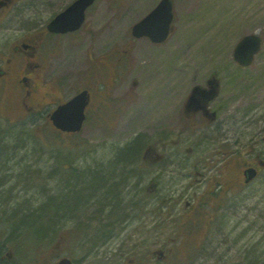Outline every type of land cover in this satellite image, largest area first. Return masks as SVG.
<instances>
[{
  "label": "rangeland",
  "instance_id": "obj_1",
  "mask_svg": "<svg viewBox=\"0 0 264 264\" xmlns=\"http://www.w3.org/2000/svg\"><path fill=\"white\" fill-rule=\"evenodd\" d=\"M51 1L49 12L42 16L44 20L72 2ZM157 1L98 0L81 29L47 41L45 51L49 58L39 86V95L45 96L40 113L34 118L26 117L16 107L0 114L1 153L12 155L9 160L0 159V191L15 186L11 192H0V202L5 197L11 201L7 203L10 206H0V231L21 239L16 248L25 247L21 235L30 238L36 231L37 245L46 248L61 230L72 228L71 236L81 239L78 247L89 250L93 246L82 240L84 227L89 226L86 227L89 232L96 224L104 231L96 247L102 264H123V259L128 258L137 264L148 261L151 264L154 262L151 252L162 248L164 243L175 246L172 264H264V0H172L175 18L166 42L154 45L146 38H132L131 26ZM254 31L263 36L262 49L251 65L241 67L233 60V47L243 35ZM211 74L220 85L219 105L226 107L221 114L235 116V122H230L227 130L229 151L235 152L231 157L240 155L255 166L261 162L263 168L259 177L238 194L240 203L224 206L203 240L198 232L180 246L179 242L152 240L149 233L154 230L144 223L146 217L150 218L145 214L151 209L149 202L156 206L158 197L165 196L167 203L179 191L175 186H181L185 178L177 175L178 169L162 172L152 165L146 169L143 150L154 145L161 152L160 141L166 140L169 144L165 151L176 149L170 135L175 130L183 96L192 84H205ZM82 88L89 89L92 95L87 121L79 134L63 137L48 124L47 114L57 100L68 99ZM202 139L193 151L212 152L213 141ZM137 141L140 142L137 153L124 158L125 162L118 161L120 152ZM61 153L67 154L66 171L50 179L46 175V160ZM19 158L26 160L16 164ZM30 160H36L37 175L30 171L19 175L20 163L31 165ZM96 172L102 174L103 181L94 187L95 192L88 191L85 189L90 180L88 175ZM85 174L88 177L84 178ZM215 175V170H207L206 176ZM123 177L127 181L125 190L121 188ZM154 178L161 186L147 198L146 187ZM117 182L121 184L115 190L121 194L122 204L115 209L114 199L109 206L101 195ZM105 183H109L107 188ZM33 184L37 188L24 190ZM79 189L84 202L81 199L72 204L71 211L61 210L65 216L59 217L60 223L36 225L33 229L24 224L27 208L36 210L42 218L46 216L48 197L75 196ZM219 194L233 197L229 192ZM51 202L60 205L54 199ZM132 206L137 208L131 209ZM90 217H96L97 221L89 222ZM170 225L171 222L163 224L168 228ZM167 232L166 228L163 233Z\"/></svg>",
  "mask_w": 264,
  "mask_h": 264
},
{
  "label": "flooded vegetation",
  "instance_id": "obj_2",
  "mask_svg": "<svg viewBox=\"0 0 264 264\" xmlns=\"http://www.w3.org/2000/svg\"><path fill=\"white\" fill-rule=\"evenodd\" d=\"M50 5H52L51 0H26L24 2L23 0H0V114L5 110H13L16 107L26 117L34 118V115L40 113V106L43 105L41 100L43 101L45 96L39 95V86H41L44 64L49 58L47 51H45L47 40L50 37L60 35L52 33L47 28L49 21L55 14H50V17H46L45 20L42 17L43 14L49 12ZM23 6H29V8H23ZM25 9L30 10L32 14H27V11L24 12ZM21 30L26 31V33L20 34ZM72 33H75V31ZM212 78H208L205 84H195L202 88H190L184 94L181 101L182 109L176 117L175 130L172 132L173 135H170L176 149L166 152V142H162L163 152L142 153V160L146 169H150L151 164L162 172L167 169H178L177 175L185 178L181 186H175L179 191L174 196H170L167 203L165 202V196L164 198L162 196L158 197L156 206L149 202L151 209L146 210L145 214L148 213L150 218L145 216L144 223L147 228L154 230L149 233V237L153 238L152 240H168L175 243L197 232L202 237H206L210 225L218 221V215L224 206L230 202L240 203L241 197L238 195L240 191L254 182L260 175L259 171V175L254 180L245 183L243 177L245 168L251 165L256 166L252 161H247L240 155L231 157L235 152L230 153L229 151V145L226 142L229 139L227 130L229 129V123L235 122V116L232 114V117H229L221 114L226 107H220L221 105H219L221 102L220 85L218 87L217 82L210 84L209 81ZM185 110L186 113H184ZM49 114L50 112L47 114V120L51 124ZM54 130L64 135V132L55 128ZM165 135L166 133L163 134L161 140L164 139ZM202 137L213 141L212 152L198 154V152L193 151L198 147V144L202 143ZM190 140H193V142H188ZM189 144L192 146H189ZM184 146L186 147L182 152ZM196 154L198 155L195 156ZM11 156H6L5 160L11 159ZM192 156L195 157L189 158ZM21 160L26 159L19 158L15 163L17 164ZM30 161L32 162L31 165L20 163L21 167L18 169L21 170V173L19 175L28 174L29 171L37 175L36 160ZM66 164L67 154L65 153L49 156L45 163L46 175L51 179L52 175L65 173ZM12 166H14V163ZM207 170H215L216 175L206 176ZM151 181L157 183V188L161 186L155 178ZM149 184L146 187L147 198L150 192ZM14 188L15 186L8 187L10 192ZM31 188L37 187L33 184L27 186V189L24 187V190L29 191ZM16 189L18 188L16 187ZM9 190L4 189L0 192H8ZM221 192H229L234 199L230 201L228 196L222 197L219 194ZM62 196L57 198L48 197L45 210L46 216H41L43 219L39 217L38 222L30 225L31 229L38 223L41 224L39 227H42L44 224H52L53 226V224L62 221V218L59 217L64 218L65 211L61 212L59 207L52 205L51 202V199H54L55 202L61 204L59 201L62 200ZM8 202L11 201H8V198L5 197V200L0 202V206H10L11 203L7 205ZM165 203L168 207L164 219ZM135 208L137 206H134ZM27 209L30 213L36 212V210ZM5 215H7L6 210L3 215L6 220L8 217ZM53 215L55 216L52 218ZM95 218L90 217L87 220L95 222L97 221ZM165 222H171L169 228L163 226ZM198 222H201L200 226H197ZM3 224H6V222H3ZM151 224H153L152 227ZM86 227L89 226L85 225L82 240L85 244L93 246L89 250L78 247L77 243L81 239L71 236L69 231H73L72 228H69L68 231L61 230L58 236L50 239L46 248L37 245L39 234L36 231L35 233L33 231L29 236L30 238L21 235L24 238L25 245L22 249L16 248L21 239L12 238L9 235L10 233L0 231V264H58L61 258H68L73 264H102L101 259L97 256L99 249L96 248L100 238L99 228L95 224L87 232ZM166 228L168 232L163 233ZM167 234L170 235L166 236ZM11 239L14 242H10ZM90 240L93 241L90 242ZM28 245L31 247H28ZM174 250L173 244L164 243L162 248H158V255H155L158 261L151 264L174 263L172 259ZM91 255L94 256L93 259H87ZM126 260L123 259V264L138 263L133 259L128 258Z\"/></svg>",
  "mask_w": 264,
  "mask_h": 264
},
{
  "label": "water",
  "instance_id": "obj_3",
  "mask_svg": "<svg viewBox=\"0 0 264 264\" xmlns=\"http://www.w3.org/2000/svg\"><path fill=\"white\" fill-rule=\"evenodd\" d=\"M93 0H76L64 11L57 14L48 24L54 32H66L76 29L83 20V12ZM171 3L160 0L154 9L132 27L133 35H147L152 41L163 40L170 29L172 20ZM261 38L257 34L245 35L235 46L234 58L241 64H249L260 49ZM89 101L87 90L74 95L65 103L59 105L51 114L53 124L62 130L79 131L85 118V107ZM67 259L60 264H67Z\"/></svg>",
  "mask_w": 264,
  "mask_h": 264
},
{
  "label": "trees",
  "instance_id": "obj_4",
  "mask_svg": "<svg viewBox=\"0 0 264 264\" xmlns=\"http://www.w3.org/2000/svg\"><path fill=\"white\" fill-rule=\"evenodd\" d=\"M139 145H140V142H134L132 145H131V147H128V148H125V149H123L121 152H120V156H121V158H119L118 159V161H120L121 163L122 162H125V159L124 158H127V157H131V156H134L136 153H137V151H138V149H139ZM1 152H3V150L0 148V159L1 158H3V157H6V156H8V155H11V154H8V153H1ZM5 159V158H4ZM1 161V160H0ZM2 168V163H0V169ZM5 167H3V169H4ZM127 174V172H125V175ZM80 174H78L77 176H79ZM88 176H90V180H89V184H88V188H85V189H88V191H92V192H95V188L94 187H96L98 184H100L101 185V181H103L102 179H103V176H102V174L101 173H99V172H96V173H94V174H90V175H88ZM87 176V174H85V177L84 178H86V177H88ZM83 178V179H84ZM77 179H81V178H77ZM82 179V180H83ZM123 179V181H121L122 182V185H121V188H123L124 189V186H126V184H127V181L126 180H124V177L122 178ZM121 183L120 182H117V183H114V184H111L110 185V188H109V192H106L105 194H104V196H102L101 195V198L105 201V203H107L109 206H112L113 204H112V200L114 199V204H115V209H118L119 208V206L122 204L121 203V201H122V196H121V194H119L118 195V191H116L115 189H117V187L120 185ZM109 186V183H105V187L104 188H107ZM102 189V186H101V188H100V190ZM76 189H73V191H75ZM122 190V189H121ZM125 190V189H124ZM123 190V191H124ZM80 191H81V189H79L77 192H76V194H75V196H70V197H66V196H62V200H63V202L62 201H59L61 204H60V206H57V208L58 207H60L59 209L60 210H67L68 209V211H71V208H73L72 206V204H74V205H76V203H78L81 199H82V196H81V194H80ZM122 191V192H123ZM102 194H103V192H102ZM82 201H83V199H82ZM84 202V201H83ZM112 204V205H111ZM129 208V207H128ZM131 209H134V206H132V207H130ZM26 211V210H25ZM26 217L23 219V222H24V224H27V225H33V224H35L36 222H38L39 221V214L38 213H36V212H33V213H29L28 211H26ZM37 214V215H36ZM113 221V220H112ZM22 222V223H23ZM98 224V223H97ZM38 226H41V224L40 223H38L37 224ZM99 225V224H98ZM102 230H99V233H100V235L101 234H103L104 233V231H102Z\"/></svg>",
  "mask_w": 264,
  "mask_h": 264
}]
</instances>
